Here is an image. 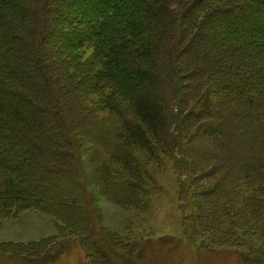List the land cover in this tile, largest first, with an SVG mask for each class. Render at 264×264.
Returning a JSON list of instances; mask_svg holds the SVG:
<instances>
[{
    "label": "trees",
    "instance_id": "trees-1",
    "mask_svg": "<svg viewBox=\"0 0 264 264\" xmlns=\"http://www.w3.org/2000/svg\"><path fill=\"white\" fill-rule=\"evenodd\" d=\"M163 157L185 227L264 264V0H0V222L49 214L89 244L91 264L108 263L118 237L80 165L99 196L143 211L147 166ZM51 242H0V256L38 257Z\"/></svg>",
    "mask_w": 264,
    "mask_h": 264
},
{
    "label": "rangeland",
    "instance_id": "rangeland-1",
    "mask_svg": "<svg viewBox=\"0 0 264 264\" xmlns=\"http://www.w3.org/2000/svg\"><path fill=\"white\" fill-rule=\"evenodd\" d=\"M55 48L52 42L46 45V58H49L53 69L62 71V62L56 61L58 56ZM91 53L92 49L88 46L79 49L77 54L80 62L89 58ZM217 53L216 48L209 54ZM73 67L76 70L81 69L79 66ZM62 77L64 81V76ZM63 87L65 85L60 86ZM97 96H92L91 100L96 101ZM223 113L227 116L226 110ZM232 123V129L239 125L235 120ZM174 167L173 161L165 157L159 167L158 163H149L147 168L151 182L147 187L150 193L147 206L143 211H139L124 209L106 196H99L102 186L98 182L94 184V180L98 178L96 179L91 165L88 163L86 165V162L80 165L89 182L87 188L89 195L98 199L97 206L100 209L103 227L111 234L117 235L119 242L117 248L105 244L102 252L107 256L108 263H105L104 257H100L96 258L94 264H245L241 255L242 251L246 252L245 247L240 249L223 247L216 239L209 240L208 235H203L200 230L195 232L194 228L185 227L183 220L186 213L180 203L179 176ZM49 192V189H42L40 194L47 197ZM57 226L51 215L34 209L17 210L4 217L0 222V242L31 243L51 239L52 248L46 247L38 257L22 258L5 254L0 256V264H91L80 249L81 245L86 247L89 244L82 243L83 240L76 235H61ZM91 227L95 232L90 239L94 237L96 241L102 242V236L96 232L95 225Z\"/></svg>",
    "mask_w": 264,
    "mask_h": 264
}]
</instances>
